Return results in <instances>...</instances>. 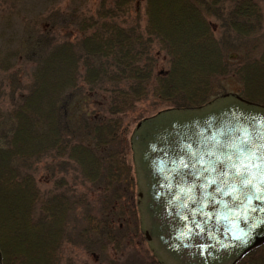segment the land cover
Instances as JSON below:
<instances>
[{
  "label": "trees",
  "instance_id": "obj_1",
  "mask_svg": "<svg viewBox=\"0 0 264 264\" xmlns=\"http://www.w3.org/2000/svg\"><path fill=\"white\" fill-rule=\"evenodd\" d=\"M145 1L144 30L138 20L120 19L139 7V0H103L95 19H62L78 30L75 42H53L50 34L42 33L25 48L35 64L31 87L13 103V123L0 128L3 264H58L69 215L77 209L86 208L84 216L93 224L83 231L84 237L93 238L89 247L105 252L111 245L118 252L126 246L128 228L119 224L139 214L130 132L124 121L140 101L153 97L164 108L198 107L211 99L213 80L224 75L237 76L247 93L258 84L264 96V52L260 60L229 65L207 18L211 14L222 19L225 13L219 5L237 0ZM259 15L256 5L239 2L223 21L242 32L248 29L237 27L239 18ZM18 46L11 56L21 53ZM154 51L165 53L168 69L155 72ZM46 158L54 165L49 170L52 186L42 191L35 165ZM68 160L76 167L69 165L64 174L71 170L70 180L77 175L75 186L83 188L82 193L55 176L57 165L68 168ZM91 194L98 208L94 216L89 212ZM148 264L160 263L155 258ZM236 264H264V242Z\"/></svg>",
  "mask_w": 264,
  "mask_h": 264
},
{
  "label": "water",
  "instance_id": "obj_2",
  "mask_svg": "<svg viewBox=\"0 0 264 264\" xmlns=\"http://www.w3.org/2000/svg\"><path fill=\"white\" fill-rule=\"evenodd\" d=\"M130 145L140 229L160 264H236L264 242V106L227 94L165 108Z\"/></svg>",
  "mask_w": 264,
  "mask_h": 264
},
{
  "label": "rangeland",
  "instance_id": "obj_3",
  "mask_svg": "<svg viewBox=\"0 0 264 264\" xmlns=\"http://www.w3.org/2000/svg\"><path fill=\"white\" fill-rule=\"evenodd\" d=\"M102 2L103 0H0V111L3 114V119L0 120L3 124L0 128L2 130L7 128L10 123H13L10 119V111L13 103L18 102L20 95L27 94L31 87L32 72L35 64L28 59V50L25 48L39 40L42 33L50 34L53 42L61 43L67 40L75 42L78 38V30L70 22L65 25L66 22L64 23L62 19L69 21L70 19L76 21L79 18L88 17L95 19L99 17L98 10L101 8ZM239 2L244 6H249V4L256 5L260 10L259 16H253V18L251 17L249 19L239 18L242 21L237 24V27L248 29V31L238 32L234 29L232 30L223 21L227 13L235 5L237 6ZM105 3L107 6L110 1ZM138 5L139 7L135 8L133 6L130 8L126 12L127 14L124 17H120V19L129 23L138 20L141 29L144 30L147 22L146 1L139 0ZM219 6L222 7L225 13L222 19H218L211 14H208L207 18L214 28L215 37L222 44L227 63L238 67L249 61L262 59L264 52V0L225 1ZM20 44L22 45L21 53L19 55L16 54V57L11 56ZM153 53L156 57L155 72L168 69L169 59L165 53L160 51H154ZM256 81L260 80L256 79ZM252 85H254L255 89L249 90L250 93H247L246 86H243V83L237 76H217L213 80L211 99L207 102L227 94H236L245 100L264 106V96L259 88L260 86L256 83ZM164 107L165 105H161L159 100L153 97H148L137 103L133 109V113L124 121V124L129 126L130 136L136 124L141 120H138V117L141 116L143 119L147 116L154 115L158 111L165 109ZM131 159L133 163L132 149ZM69 165L76 167L69 160L66 165L68 168L57 165L56 178L65 179L68 187L74 190L77 188V192H84L83 188L81 189L80 186H75V178L77 175H75L73 180H70L73 174L72 171L69 170L68 175L64 174L65 170L69 169ZM52 166L54 165L51 159L47 158L35 165V180L39 183L42 191L52 186V183L49 182L52 173L49 170H53L51 169ZM89 191L92 193L94 190L89 186ZM94 197L95 195L93 194L89 196L91 203L89 212L90 214L93 212L91 214L92 216L98 214L97 203L94 202ZM137 201L138 197L135 199L134 205L136 206ZM85 209L84 211L77 209L69 215L67 221V241L61 249L58 264H148L155 259L148 242L144 239L142 240L139 215H134L132 219L124 220L123 226L119 224L124 229L128 228V239L126 246L125 244L121 246L122 249H118V252L117 250H113L114 247L111 245H107L105 252L100 250L101 247L92 245L89 247L87 243L90 244V240L93 238L88 236L84 237L83 231L89 229L90 225L93 226V224H91L87 215L84 216ZM128 214H130V210L127 211ZM100 260H103V262L101 263Z\"/></svg>",
  "mask_w": 264,
  "mask_h": 264
},
{
  "label": "snow or ice",
  "instance_id": "obj_4",
  "mask_svg": "<svg viewBox=\"0 0 264 264\" xmlns=\"http://www.w3.org/2000/svg\"><path fill=\"white\" fill-rule=\"evenodd\" d=\"M247 183H250V181H247Z\"/></svg>",
  "mask_w": 264,
  "mask_h": 264
}]
</instances>
